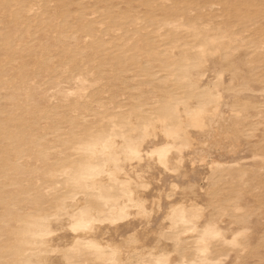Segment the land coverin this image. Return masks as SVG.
Listing matches in <instances>:
<instances>
[{"label": "bare ground", "instance_id": "1", "mask_svg": "<svg viewBox=\"0 0 264 264\" xmlns=\"http://www.w3.org/2000/svg\"><path fill=\"white\" fill-rule=\"evenodd\" d=\"M0 264H264V0H0Z\"/></svg>", "mask_w": 264, "mask_h": 264}, {"label": "rangeland", "instance_id": "2", "mask_svg": "<svg viewBox=\"0 0 264 264\" xmlns=\"http://www.w3.org/2000/svg\"><path fill=\"white\" fill-rule=\"evenodd\" d=\"M210 2L213 4L214 1H210ZM93 3H94V4H93ZM95 3H96V2H93V1L90 2V4H91V5L93 4L94 7H95V5H96ZM211 3H205V4H207V5L209 4V6H207V7H208V11H212V12H214V11L216 12V11H217L216 13H218V11L221 9V8L219 9V7H221V5H220L219 3L217 4L216 2H214L215 4H213V5H212ZM216 4H217V6H214V5H216ZM97 5H98V4H97ZM210 5H212V8L210 7ZM218 5H219V6H218ZM190 6H192V5H190ZM201 6H202L204 9H203ZM205 6H206V5H200L199 7H200L201 9H200L199 7L192 8V7H194V6H192V7H190V8H191V13L189 12V14L193 15L194 12L197 13V12L200 11V10H204V11H202V13H203V12L205 13V11L207 12V10H205V9H207V8H205ZM213 6H214V7H213ZM188 7H189V6H188ZM209 7L211 8V10H210ZM215 7H216V8H215ZM190 8H188V9L186 8V9L189 10ZM197 8H199L200 10L198 9V11H197ZM186 9H185V10H186ZM192 9H193V10H192ZM194 9H196V10H194ZM216 9H217V10H216ZM187 10L185 11L186 13H188ZM213 10H214V11H213ZM192 11H193V14H192ZM194 15H195V14H194ZM104 96H105V95L101 96V99H102V100H105V99H103ZM107 97H108V96H107ZM85 98H86V97H85ZM104 98H106V96H105ZM108 98H109V97H108ZM106 99H107V98H106Z\"/></svg>", "mask_w": 264, "mask_h": 264}]
</instances>
